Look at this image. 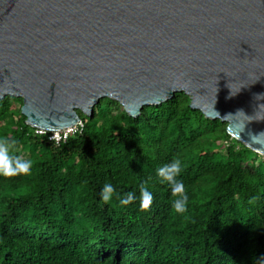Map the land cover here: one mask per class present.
<instances>
[{"label":"trees","instance_id":"obj_1","mask_svg":"<svg viewBox=\"0 0 264 264\" xmlns=\"http://www.w3.org/2000/svg\"><path fill=\"white\" fill-rule=\"evenodd\" d=\"M190 101L180 92L134 116L104 97L57 143L26 122L21 97L1 98L0 170L31 167L0 171V264H264V155ZM174 158L184 213L155 175ZM142 185L152 193L143 210Z\"/></svg>","mask_w":264,"mask_h":264},{"label":"water","instance_id":"obj_2","mask_svg":"<svg viewBox=\"0 0 264 264\" xmlns=\"http://www.w3.org/2000/svg\"><path fill=\"white\" fill-rule=\"evenodd\" d=\"M180 92L264 155V0H0V99L21 97L28 124Z\"/></svg>","mask_w":264,"mask_h":264},{"label":"clouds","instance_id":"obj_3","mask_svg":"<svg viewBox=\"0 0 264 264\" xmlns=\"http://www.w3.org/2000/svg\"><path fill=\"white\" fill-rule=\"evenodd\" d=\"M16 158H9V165ZM31 167L30 161H22L17 167L9 172L7 169L0 170L4 175L26 173ZM181 161L173 159L170 162L156 168L155 175L161 183H167L170 186L171 196L174 198L170 201L171 208L176 213H184L187 209L188 195L184 191L182 180L178 179L181 175ZM115 188L111 183L105 182L100 189V198L104 202H109L113 198ZM135 199L133 193H128L126 197H121L119 203L127 206ZM152 201V193L143 185L140 188L139 207L143 210L149 207Z\"/></svg>","mask_w":264,"mask_h":264},{"label":"built area","instance_id":"obj_4","mask_svg":"<svg viewBox=\"0 0 264 264\" xmlns=\"http://www.w3.org/2000/svg\"><path fill=\"white\" fill-rule=\"evenodd\" d=\"M84 128V122L80 119L79 122L75 125L66 127L61 130H55L52 131V133L49 135V138L54 140L57 143H60L61 141H65L71 136L72 134L78 133L82 131ZM46 130H43L41 128H38L37 132L43 133Z\"/></svg>","mask_w":264,"mask_h":264}]
</instances>
